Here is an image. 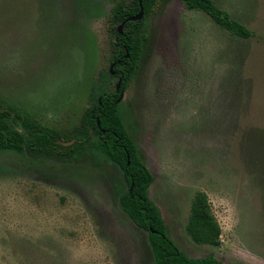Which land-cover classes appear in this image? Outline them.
I'll list each match as a JSON object with an SVG mask.
<instances>
[{
	"label": "rangeland",
	"instance_id": "1",
	"mask_svg": "<svg viewBox=\"0 0 264 264\" xmlns=\"http://www.w3.org/2000/svg\"><path fill=\"white\" fill-rule=\"evenodd\" d=\"M119 1L0 0V110L73 136L110 66ZM214 1L253 36L231 37L179 0L159 3L119 107L179 250L264 264V0ZM120 182L92 155L0 152V264H150L146 233L118 204ZM197 193L218 246L186 230Z\"/></svg>",
	"mask_w": 264,
	"mask_h": 264
},
{
	"label": "trees",
	"instance_id": "2",
	"mask_svg": "<svg viewBox=\"0 0 264 264\" xmlns=\"http://www.w3.org/2000/svg\"><path fill=\"white\" fill-rule=\"evenodd\" d=\"M167 1L170 0H141L143 19L138 22H125L122 35L117 33V26L138 13V1L120 0L111 9L110 20L116 27L111 30L113 41L110 46V61L116 64L113 69L116 76H122L120 91L126 89L136 72L143 44L147 42L144 20L159 3ZM179 1L187 11L208 16L218 28L231 37L248 40L253 36L247 26L220 8L214 0ZM99 77L98 84L92 88L91 106L85 111L81 126L71 137H61L57 132L48 131L17 116H14L18 120V123H15L7 112L0 110V152L52 155L59 154L62 149L63 153L70 156L92 155L97 159H104L114 165L120 174L117 201L121 210L137 229L146 233V242L151 252L150 264H221L213 255L198 259L187 257L167 234L158 208L148 197L153 176L128 134L120 107L116 104L119 94L105 89V83L111 77L108 71L101 72ZM17 126L23 133L16 129ZM61 142L71 144L64 146ZM186 230L196 244L219 245L220 228L203 193H197L191 203Z\"/></svg>",
	"mask_w": 264,
	"mask_h": 264
},
{
	"label": "water",
	"instance_id": "3",
	"mask_svg": "<svg viewBox=\"0 0 264 264\" xmlns=\"http://www.w3.org/2000/svg\"><path fill=\"white\" fill-rule=\"evenodd\" d=\"M138 1V5H139V11L136 15L132 16V17H128L124 22H122L121 24H119L117 26V33L119 35H122L123 33V27H124V24L125 22H138V21H141L143 19V16H144V12H143V9L141 7V0H137ZM125 58L127 59L128 58V53L126 52V55H125ZM115 66V63H113L110 67H109V72L111 75H114V72H113V67ZM121 83H122V78H119L116 85H115V91L116 92H119V97L117 99V103H119L122 99H123V95H124V92L123 91H120V87H121ZM97 126H99V123L97 121ZM62 144H70V143H65V142H61ZM127 165H129V162H127Z\"/></svg>",
	"mask_w": 264,
	"mask_h": 264
},
{
	"label": "flooded vegetation",
	"instance_id": "4",
	"mask_svg": "<svg viewBox=\"0 0 264 264\" xmlns=\"http://www.w3.org/2000/svg\"><path fill=\"white\" fill-rule=\"evenodd\" d=\"M113 63H115V62H113ZM113 63H110V66H111ZM116 63H117V62H116ZM115 65H116V64H115ZM110 66H109V67H110ZM114 68H115V66L113 67V69H114ZM108 72H109V68H108ZM113 72H114V71H113ZM109 74H110V72H109ZM110 76H111L110 78H117V81H118L119 78H122V76H119V77L116 76V73H115V72H114V75H111V74H110ZM122 80H123V79H122ZM116 83H117V82H116ZM114 91H115V89H114ZM115 92H116V91H115ZM123 92H124V91H123ZM116 93L119 94V92H116ZM118 97H119V95H118ZM117 99H118V98H117ZM117 99H116V101H117ZM119 103H120V102H119ZM119 103L116 102V104H118V105H119Z\"/></svg>",
	"mask_w": 264,
	"mask_h": 264
}]
</instances>
